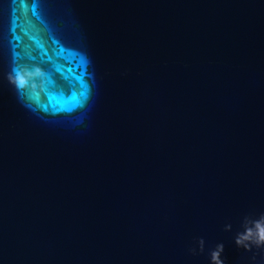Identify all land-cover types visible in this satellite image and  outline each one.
Segmentation results:
<instances>
[{"label": "water", "instance_id": "1", "mask_svg": "<svg viewBox=\"0 0 264 264\" xmlns=\"http://www.w3.org/2000/svg\"><path fill=\"white\" fill-rule=\"evenodd\" d=\"M261 215L264 0H0V264H264Z\"/></svg>", "mask_w": 264, "mask_h": 264}, {"label": "clouds", "instance_id": "2", "mask_svg": "<svg viewBox=\"0 0 264 264\" xmlns=\"http://www.w3.org/2000/svg\"><path fill=\"white\" fill-rule=\"evenodd\" d=\"M14 71L15 75H9L8 79L16 89L21 91L27 90L29 85L34 89L36 87L35 81L42 76V70L38 66L31 69L26 66H20ZM230 227V225H226L225 229L229 230ZM204 243L203 239L198 241L200 252L204 250ZM235 244L245 250H251L253 246L257 248L264 247V215L251 220L242 232H238ZM190 251L192 254H196L197 249L192 248ZM223 251L224 245L222 243L217 244L210 253V264H224V260L222 259Z\"/></svg>", "mask_w": 264, "mask_h": 264}]
</instances>
